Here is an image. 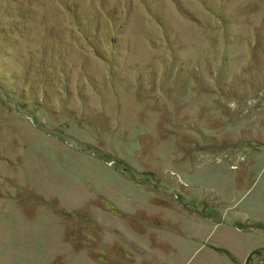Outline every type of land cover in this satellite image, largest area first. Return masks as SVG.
<instances>
[{
	"label": "rangeland",
	"instance_id": "obj_1",
	"mask_svg": "<svg viewBox=\"0 0 264 264\" xmlns=\"http://www.w3.org/2000/svg\"><path fill=\"white\" fill-rule=\"evenodd\" d=\"M0 264H264V0H0Z\"/></svg>",
	"mask_w": 264,
	"mask_h": 264
}]
</instances>
